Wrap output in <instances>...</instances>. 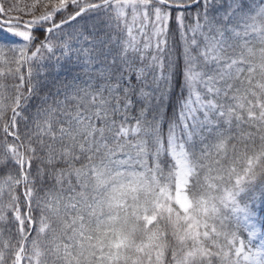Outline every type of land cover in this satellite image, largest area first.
Returning a JSON list of instances; mask_svg holds the SVG:
<instances>
[{
	"label": "snow or ice",
	"instance_id": "snow-or-ice-1",
	"mask_svg": "<svg viewBox=\"0 0 264 264\" xmlns=\"http://www.w3.org/2000/svg\"><path fill=\"white\" fill-rule=\"evenodd\" d=\"M0 264H264V0H0Z\"/></svg>",
	"mask_w": 264,
	"mask_h": 264
}]
</instances>
